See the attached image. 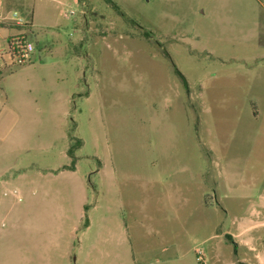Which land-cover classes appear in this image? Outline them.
<instances>
[{
	"label": "rangeland",
	"instance_id": "obj_1",
	"mask_svg": "<svg viewBox=\"0 0 264 264\" xmlns=\"http://www.w3.org/2000/svg\"><path fill=\"white\" fill-rule=\"evenodd\" d=\"M4 4L0 264H264V0Z\"/></svg>",
	"mask_w": 264,
	"mask_h": 264
},
{
	"label": "built area",
	"instance_id": "obj_2",
	"mask_svg": "<svg viewBox=\"0 0 264 264\" xmlns=\"http://www.w3.org/2000/svg\"><path fill=\"white\" fill-rule=\"evenodd\" d=\"M31 26V23L21 18L18 12L8 11L4 0H0V30L9 32L4 38L7 41V48L0 49V75L5 68L33 63L37 50ZM2 53L5 57H1Z\"/></svg>",
	"mask_w": 264,
	"mask_h": 264
},
{
	"label": "trees",
	"instance_id": "obj_3",
	"mask_svg": "<svg viewBox=\"0 0 264 264\" xmlns=\"http://www.w3.org/2000/svg\"><path fill=\"white\" fill-rule=\"evenodd\" d=\"M179 73V75L185 80V78H184V76L180 73V72H178ZM82 146V141L81 140H77V143L74 145V146H72L71 148H70V150H69V155L72 157V166H71V168L73 169L74 168V165H75V161H76V157H75V154H74V152H75V149H77V148H80ZM86 225H87V220H86Z\"/></svg>",
	"mask_w": 264,
	"mask_h": 264
}]
</instances>
